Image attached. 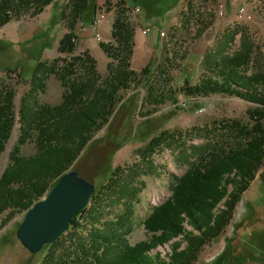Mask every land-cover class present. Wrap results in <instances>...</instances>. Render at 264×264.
Returning a JSON list of instances; mask_svg holds the SVG:
<instances>
[{"label": "trees", "instance_id": "trees-1", "mask_svg": "<svg viewBox=\"0 0 264 264\" xmlns=\"http://www.w3.org/2000/svg\"><path fill=\"white\" fill-rule=\"evenodd\" d=\"M179 1L119 0L111 39L99 43L108 58L102 74L89 49L75 53L80 39L78 25L95 24L98 0H67L59 10L67 28L58 45L63 55L49 62L40 60L34 68L31 86L21 97L18 109L19 135L3 171L2 156L17 114L14 89L0 85V217L6 214L5 220L25 213L48 193L60 176L73 168L101 128L106 125V134L110 132L119 110L125 114V121L115 142L117 148L123 146L130 132L129 113L140 106L133 105L136 99L158 105L175 101L179 93L187 97L223 93L255 105L248 110L249 122L221 121L216 129L209 130L204 143L184 144L188 168L182 175L172 176L171 194L143 220L147 238L136 243L129 239L146 186L145 166L153 164L156 147L168 142L165 134L153 135L137 150L142 160L111 169L68 228L45 245L49 250L40 264H193L232 223L244 192L264 166V66L252 68L253 50L247 44L233 49L236 32L224 34L206 50L195 83L185 78L175 86L171 71L176 57L170 51L164 59L150 60L139 70L132 66L136 28L128 12L138 6L147 16H162ZM105 2L110 4L109 0ZM55 3L0 0V27L25 16H38ZM184 17L188 18L185 12L181 24ZM205 26L198 29L197 36ZM51 75L63 87L57 103L40 98ZM131 89L134 92L123 99L124 92ZM29 144L34 152L25 154L23 149Z\"/></svg>", "mask_w": 264, "mask_h": 264}, {"label": "rangeland", "instance_id": "rangeland-1", "mask_svg": "<svg viewBox=\"0 0 264 264\" xmlns=\"http://www.w3.org/2000/svg\"><path fill=\"white\" fill-rule=\"evenodd\" d=\"M105 1L98 0L96 18L101 19L100 24L107 23L112 28L116 14L115 4L119 0H109V5ZM66 2L67 0H56L55 6L49 5L38 16H25L0 27V85L14 89L17 114L2 156L1 171L7 166L10 150L19 135L18 109L21 97L31 86L30 78L34 68L40 60L49 62L56 56L63 55L59 53L58 45L67 28L59 17V10ZM162 6L165 7V4ZM240 11L245 13L244 16H239ZM183 12L187 13L188 18L184 17L185 23L181 24ZM164 15L167 17L165 20L164 17L158 19V16H147L142 7L139 11L133 8L128 12L129 20L137 33L144 26L143 28L150 27L148 34L153 35L151 24L155 27H158V23L161 24L159 29L156 28L159 32L158 44L149 43L152 46L150 59H164L169 51L173 52L176 60L171 75L175 79V86H180L184 78H189L192 82L199 79L205 48L213 47L226 33L236 32L233 49L240 47L242 43L252 48L253 69L264 66V0H180L175 8ZM139 18H143L141 23ZM204 26L202 35L197 36L198 29ZM97 32L101 34V39L97 37ZM77 33L80 39L75 53L89 49L98 61L99 71L104 74L107 70L106 54L102 49L92 51L90 48H96L101 41H106L102 31L94 25H78ZM141 39L138 36L136 57L133 59V67L136 69L140 64L138 59ZM62 92L61 82L55 75H51L40 98L44 102L57 103L61 100ZM133 92V89L124 92L123 99ZM135 104L140 106L129 113L130 132L123 146L117 148L119 144L115 142L125 121V114L119 110L116 111L115 123L110 126V132L106 134V125L101 128L72 168L90 177L99 186L114 167L142 160L137 155V150L150 137L164 134L169 136L168 142H161L156 147L157 151L151 157L153 164L145 166L146 186L137 204L136 225L129 237L132 243L147 238L143 220L155 205L171 194L172 176L182 175L187 170L184 144L204 143L209 130L216 129L221 121L240 119L249 122L248 110L255 106L241 97L223 93L206 97H187L179 93L175 101L168 100L156 105L143 104L136 99L133 105ZM23 151L25 154L33 153L34 147L26 145ZM24 215V212L17 213L7 220L6 214L0 217V264H40L49 250L48 246H44L39 252L32 253L19 240L16 230ZM80 221L84 222L82 218ZM62 242L63 240L58 246ZM159 249L164 251L162 247ZM193 264H264V166L244 192L235 209L232 223L220 237L203 249L199 259Z\"/></svg>", "mask_w": 264, "mask_h": 264}, {"label": "water", "instance_id": "water-1", "mask_svg": "<svg viewBox=\"0 0 264 264\" xmlns=\"http://www.w3.org/2000/svg\"><path fill=\"white\" fill-rule=\"evenodd\" d=\"M96 185L70 169L60 176L45 198L37 200L26 212L16 234L32 253L55 241L70 220L88 203Z\"/></svg>", "mask_w": 264, "mask_h": 264}, {"label": "crops", "instance_id": "crops-1", "mask_svg": "<svg viewBox=\"0 0 264 264\" xmlns=\"http://www.w3.org/2000/svg\"><path fill=\"white\" fill-rule=\"evenodd\" d=\"M163 17H164V20L167 18V17H165V15L164 16L162 15V17L158 16V19L163 18ZM142 20H143V18H142ZM142 20L139 18V22L140 23H141ZM158 24H159L158 27L157 26L155 27V26H153V24H151L152 27H153L152 28L153 35L149 36V34L147 33L146 34L147 37H145L146 35L143 36L142 35L143 34L142 31H140V32L138 31V33L136 32V45H135L134 54H133V57H132V66H133V59H134V57H136V53L135 52L137 50L138 36H140L142 38L141 41H140L141 42V45H140V48H139L140 55H139V59H138V63H140V64H139V68L138 69L135 68L136 70L141 69L142 67L147 65V63L151 60L150 59V50L152 49V46H149V43L150 44L151 43H155V45L158 44V36H159L158 29H159V26L161 25L160 23H158ZM94 26L102 31V35H103L104 40L108 41L110 39V37H111V25L109 26L107 23H104L103 25L100 24L99 26H96L94 24ZM143 27L144 26H142L141 28L143 29ZM156 28H158V29H156ZM137 34H138V36H137ZM90 48L92 49V51H94L95 49H98V48L101 49L99 45L96 48L93 47V46H90ZM207 49H208V47L205 48V50L203 52V55H204V53L206 52ZM107 62H108V58H107L106 64H107ZM192 83H195V82H192Z\"/></svg>", "mask_w": 264, "mask_h": 264}, {"label": "built area", "instance_id": "built-area-1", "mask_svg": "<svg viewBox=\"0 0 264 264\" xmlns=\"http://www.w3.org/2000/svg\"><path fill=\"white\" fill-rule=\"evenodd\" d=\"M222 8L224 9V12H225V6H224V4H222ZM135 9L136 10H140V7H135ZM244 12L243 11H240V14H239V16H244ZM100 23H101V19H98V18H96V20H95V25L96 26H99L100 25ZM151 30V28L150 27H147V28H143L142 29V33L143 34H147L149 31ZM163 31L161 32V34L163 35ZM97 37L99 38V39H101V34L99 33V32H97Z\"/></svg>", "mask_w": 264, "mask_h": 264}]
</instances>
